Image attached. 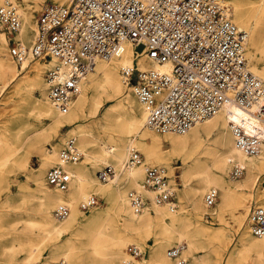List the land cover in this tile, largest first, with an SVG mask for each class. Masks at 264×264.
<instances>
[{
	"label": "built area",
	"instance_id": "1",
	"mask_svg": "<svg viewBox=\"0 0 264 264\" xmlns=\"http://www.w3.org/2000/svg\"><path fill=\"white\" fill-rule=\"evenodd\" d=\"M229 8L225 0L51 1L37 17L33 43L25 46L10 39L9 53L19 65L30 57L55 59L45 73L44 99L61 113H68L96 60L121 56L130 42L136 55L145 53L159 63L171 64L169 71L141 69L137 64L121 69L124 82L133 87L146 111L145 123L149 128L159 133H183L221 108L238 105L262 126L250 119L231 120L236 147L255 155L264 143V80L249 68L248 32L233 22ZM21 24V12L14 1L0 5V31L13 34ZM138 45L143 48L138 50ZM81 156L75 138H70L60 150V162L47 170L49 184L66 189L70 173L65 165L78 162ZM142 159L140 150L132 146L126 166L133 167ZM244 172V166L234 163L233 176ZM116 174L112 165L97 171L104 182ZM257 182L264 192V175ZM143 187L156 192L157 203H169L171 209H176L174 190L163 167L148 166ZM142 189L132 188L128 192L136 212L147 207L148 198ZM218 195L216 188H210L204 195L206 205H214ZM97 202L93 195L83 207ZM69 211L66 204H59L54 214L63 219ZM247 223L253 234L264 236V205L250 206ZM127 248L135 256L143 252L134 244ZM179 252L176 246L168 249L170 256H178Z\"/></svg>",
	"mask_w": 264,
	"mask_h": 264
},
{
	"label": "bare ground",
	"instance_id": "2",
	"mask_svg": "<svg viewBox=\"0 0 264 264\" xmlns=\"http://www.w3.org/2000/svg\"><path fill=\"white\" fill-rule=\"evenodd\" d=\"M6 1L7 0H0V4H3ZM12 1L17 4L16 0ZM22 1L23 2L21 5L17 4L21 12L22 24L20 29L14 33L15 35H13V37H11L12 35L10 36V39H16L18 37L16 40H18L20 44L30 46L37 31L36 18L33 14V8L38 5V0H34L33 5L29 0ZM56 1L60 3L67 2V0ZM225 3H227L230 7V18L232 20H237L242 25H249V20L251 19L249 12H257L261 18H264V0H225ZM231 7H233V15L231 13ZM234 20L233 22L236 23ZM256 32V28L251 29V31L248 32V45L246 46L247 59L248 55L250 58L257 59L255 52L261 50V44L258 43V39L255 36ZM249 35L251 36L249 37ZM8 44L9 36L6 32L0 31V78H5L7 74L13 69V66L7 58ZM8 54L10 56V53ZM38 58L46 61L43 63L35 62L32 65L31 69L34 73L30 77L32 79V81L30 80V85L35 87L37 86V88L43 85V95L47 87V82L42 76L41 71L44 67L49 68L53 66L55 64V59L42 57ZM28 62V59L25 60L20 65V70L26 69L28 65H30V62ZM136 64L141 69L154 68L162 71H169L171 68V64L169 62L159 63L156 60L148 57L145 53L136 55L134 53L133 44L129 42L126 43L125 50L121 56L113 57L111 59L98 58L96 60L93 68L83 79L81 91L73 102L68 113H61L58 109L52 106L47 99L39 98L34 101L33 109H31L29 115L34 116L36 119L47 120L49 122V128L51 132H55L58 127L68 122H73L86 117L85 108L89 101H93V109L91 114L92 116H95L97 112L99 113L98 110L101 106L102 96L107 93H119L120 91V82L116 77L118 67H120L121 70L125 66L132 67ZM249 68L252 72L254 70L253 73L264 80V68L261 69L256 64H252L251 67L249 66ZM14 79L15 76L8 77V79L4 81V84L0 86V89L3 86L10 84ZM122 81L124 83L123 75ZM124 85L126 86V84ZM129 87L132 88L133 91V87L131 85H129ZM90 90L93 92V97L87 95L88 91ZM134 102L135 99L130 94L126 95L122 100L119 101V105L122 107V113L120 114L125 116V120L123 121L121 127L122 134L120 144L117 145L109 141H104L101 143V150L98 153H93L88 150L89 135L87 131L81 128L79 132L77 131L78 133L75 132V134L77 133V137L80 138L82 150L88 163L97 165L99 162H103L107 163L106 165H112L109 164V162L110 160H113L118 164L116 166L119 168H116L114 165H112L116 169V176L107 182L105 181L104 184H100L98 182L100 179L98 178L97 173L96 178H87L83 175V173H81V170H88L90 166L88 167L85 165L82 168L81 165L74 163H68L65 165V168L70 173V181L66 189H59L49 184L47 180V173L45 179V166L51 165L55 161L57 162V160L58 163L60 162L59 153L61 149L58 152V158L53 146L52 148L45 150L43 153V163L39 167L35 168L34 171L28 176L36 183V190L39 192L37 210L40 218V225L37 227L42 233H44V237L42 240H40V242H38L39 245L32 249H30V247L28 248L26 254V259L28 260L26 263H41L43 261L54 262L43 259L36 260L37 255L40 254L38 250L46 240L49 242L52 258H56L58 255H63V257H65L58 260H64L63 264H66V260H69V264H105V262H114L117 264L119 257L122 254L123 256L126 254L123 251V248L128 241H126L123 235L118 234L110 236L107 234V232H104L103 228L106 226L105 216L108 210L102 211L100 208H95L89 215L83 212V210L80 208V203L82 202L83 206L84 203L89 202L91 198V192L102 195L105 200L110 203L109 207L114 206L115 203L120 205V211L118 215L119 222L126 234H140L144 230L151 229L154 224L158 225L157 233L159 234L158 237H160L159 239L161 241L152 251L151 262L154 264H182L183 259H180V254L188 255L196 248L199 230L197 223L199 218L202 216L201 213L203 210L201 197L202 195L204 196L210 188H216L218 190L219 197L217 198V201L214 205H206L207 208H209L208 210H211L213 214L221 215L227 208L234 206L235 209H243V212H240L239 214L235 213V219H239L241 215L245 216L246 207L248 206L246 201H249L248 196L252 195L253 191L256 189L258 175L264 173V143L262 144V149L258 154L248 155L243 153L236 147L231 120L243 122L250 119L260 126V123L256 121L254 116L238 105H234L231 108L223 107L211 117L196 123L189 130L183 133H163L168 134L171 140V156L174 155L185 162L192 163L191 167L186 169L184 172L189 173L192 171L196 173L197 171L198 174L200 172L202 189L191 187L188 192L192 205L190 216L188 217L186 215H181L180 213H171V210L174 211L171 209V204L157 203L154 200L156 192L150 188L143 187L146 167L141 165L142 161L139 164H135L133 167L126 166V162L130 156L131 147H136V145L141 142L142 137L144 136L143 129H151L145 123L146 111L142 103L140 101L138 102L143 111V120H141V112L137 111L135 108L136 106L134 107ZM111 106L112 105H110V107ZM203 123H205L207 126L204 128L206 133L215 134L214 143L216 144V147L220 146L222 148L223 153L220 154L214 151L212 148L213 146H210V142L203 139V136L198 128V125ZM26 127L28 128L27 133L24 131ZM228 128L230 129L231 134L228 132ZM38 130L39 129H36V127L31 124L28 119H23L21 126H19L14 132L0 130V154L2 150H8L6 154L4 153V157L7 155V157L4 158V162H7L11 153H17V149L22 148L23 144L25 145L26 143L30 142L25 153L20 156L22 162L21 166L26 167L28 165V157L26 154H28L30 150L36 149L41 142L47 140V134L49 135V132L46 130ZM110 134L111 132L108 133V135ZM190 135L192 136L190 137ZM69 137L75 138L76 145L79 148L80 144L79 141L77 142V138L75 136ZM69 137L66 138L64 144H66L70 139ZM146 152L148 158L147 163H163L168 169H174L171 160H168L166 157L162 156L161 153H159V150L155 149V145H147ZM225 153L231 154V156ZM201 154L204 155L203 160ZM209 157L211 163L208 162ZM228 162H231L232 167L234 163L244 166L245 173L241 179L233 181V178H238L241 175L235 177L232 174L227 178V170L229 167ZM160 167L167 169L164 166ZM122 174L126 175V180L129 178L134 179L136 189L143 188V193L145 197L148 198L147 206L150 205L151 207L152 205L151 208L153 210L150 211L149 208L146 207L143 211L136 212L133 209L128 198L129 191L127 192L126 197L122 191L123 183L121 184L118 181ZM168 181L170 183L169 178ZM237 186L241 187L239 189H245L249 192V195L245 198L244 202L242 200L239 201L235 196ZM259 198L261 201L259 204L262 203V205H264L263 191H261V194H259ZM59 204H66L70 209L69 215L63 219H57L55 214H53L54 207L56 205L58 206ZM165 204H167L169 207ZM189 226L192 227V230H190ZM249 228H241V240L239 247L235 250H237L239 253L243 252L246 254V257L243 259V264H264V236H256L255 234H253V236L251 234L252 231H250ZM79 233L85 234L88 237V243L85 247L88 249V252L86 253L88 254V258L85 257V259L73 254L75 248L72 246V244L74 243V240H76L73 235ZM175 240L178 243L176 248H179L180 252L178 256H171V258L174 257L176 260L174 263V261L165 254V243H171ZM184 240H187L188 245H183ZM185 247L186 249H184ZM128 251L129 250H127V254L130 257H137ZM15 254L10 253L9 255L10 260L15 261L11 264H18L19 260H17ZM93 254L107 255V258L105 260H101L93 257ZM125 257L122 258V260L130 263L131 261L125 259ZM144 262L145 260L142 261V263Z\"/></svg>",
	"mask_w": 264,
	"mask_h": 264
},
{
	"label": "rangeland",
	"instance_id": "3",
	"mask_svg": "<svg viewBox=\"0 0 264 264\" xmlns=\"http://www.w3.org/2000/svg\"><path fill=\"white\" fill-rule=\"evenodd\" d=\"M29 1L32 5L34 4V0ZM51 1L57 2L56 0H38V5L33 8V14L36 18V21L39 13ZM16 2L18 5H21L23 1L16 0ZM231 13L232 15L234 13L233 7H231ZM249 16L251 17V19L249 20V25H242L237 20H233L240 27L245 28L248 32H250L251 29L256 28V31L258 33L256 32L255 36L258 39V43L261 44V50L255 52L257 59L250 58L248 55V61L250 67L252 64H256L259 68L262 69L264 68V18H261L257 12H249ZM7 35L9 36L10 40V36L12 35L11 37H13V35L15 34L13 33ZM250 36L251 35H249V37ZM16 39L12 38L13 41H18ZM142 48L143 45L137 46L138 50H141ZM8 53L9 44L7 47V58L13 66V69L7 74L5 78H0V86L4 84V81L7 80L8 77L15 76V79L10 84L3 86L0 89V130L14 132L18 129L19 126H21L23 119H28V121L33 124L36 129L42 131L46 130L49 132V135L47 134V140L41 142L36 149L30 150L28 154H26L28 157V165L26 167L21 166L22 162L20 156L25 153L26 148L30 142L26 143L25 145L23 144L22 148L17 149V153H11L7 162H4V158L7 157V155L6 157H4V155L8 150H2L0 154V264H11L15 262L14 260H10V253H16L15 256L17 257V260H19L18 264H26V261L28 260L26 259L28 248L30 247V249H32L35 246L39 245L38 242H40V240H42L44 237V233H42L41 230L37 227L40 225V218L37 210V203L39 202V192L36 190V183L28 176L34 171L35 168L39 167L43 163V153L45 152V150H48L53 146L58 158V152L65 145L64 141L66 140V138H68L69 136H75L77 138V142L79 141V148L82 152V156L81 159L74 164L81 165L82 168L85 165L88 167L90 166L88 170H81V173H83V175L87 178H96V172L102 169L107 163L99 162L97 165L88 163L82 150L80 138L77 137V133L81 130V128L87 131L89 135L88 150L93 153H98L101 150V143L104 141H109L117 145L121 143V127L123 121L125 120V116L120 114L122 113V107L119 105L120 100H122L126 95L130 94L135 99L134 107L136 106L135 108L137 109V111L141 112V120H143V111L138 103L139 101L132 91V88H130L129 84H127L126 82L123 83L121 75L122 73L120 67H118L116 77L120 82V91L119 93H107L102 96L101 106L98 110L99 113L97 112L95 116H92L91 112L93 109V101H89L85 108L86 117L73 122H68L58 127L55 132H51L49 128L50 125L47 120L36 119L34 116L29 115L31 109H33L34 101L39 98L44 99L46 95V90L42 95V92L44 90L43 85L41 87L39 86L38 88L37 86L35 87L30 85V80L32 81L30 77L34 73L31 67L35 62L43 63L46 60L38 57H30L28 58L30 62L28 63L30 65H28L26 69L20 70V65L17 64V62L13 58H11ZM47 69L48 67H44L41 71V74L44 78ZM124 84H126V86ZM87 95L91 97L94 96L92 90L88 91ZM110 105L112 106L110 107ZM206 127L207 126L205 123L198 125L203 139L210 142V146H213L212 148L214 151L220 154L223 153L222 148L220 146L216 147V144L214 143L215 134L206 133L204 129ZM24 131L25 133H27L28 128L26 127ZM75 132L77 133L75 134ZM109 132H111L110 135H108ZM228 132L230 133L229 128ZM143 133L144 136L142 137L141 142L136 145L143 156L141 165L146 168L152 165L164 166L167 168V166H165L163 163H147V145H155V149L159 150V153H161L162 156L166 157L168 160H171L174 169H165L166 174L168 173L170 184L174 189L173 197L174 202L176 203V209L174 211L171 210V213H180L181 215H186L189 217L192 205L188 192L191 187L202 189L200 172L199 174L197 171L196 173L192 171H190L189 173L184 172L186 169H189L191 167L192 163L185 162L178 157H175L174 155L171 156L172 144L168 134L158 133L148 128H144ZM191 136L192 135H190V137ZM228 155L231 156V154ZM201 157L203 160L204 155L201 154ZM208 162L211 163L210 157L208 158ZM57 163L58 160L51 165L45 166V179L48 168ZM109 164H112L116 168H119L118 166H116L118 164L113 160H110ZM228 166L227 178L231 176V162H228ZM244 173L238 178L232 177L233 181L241 179V177L244 176ZM123 174L120 176L118 181L121 184L123 183L122 191L127 197V192L132 188H136V185L133 178H129L128 180H126V175ZM263 175L264 173L259 174L258 177H261ZM98 182L100 184L105 183L104 181L100 180H98ZM239 188L241 187H236L235 196L239 201L242 200L244 202L245 198L249 195V192L245 189ZM258 193L261 194V191L260 186H258L257 182L256 189L253 191V194L251 193L252 195L248 196L249 201H246L248 206L246 207L245 216L241 215L239 219H235V213L239 214L240 212H243V209H235L234 206H231L227 208L221 215L213 214L211 210H208L209 208H207L204 201V196L202 195L201 198L203 210L201 213L202 216L199 218V221L197 223L199 227L197 235V246L192 251V253L188 255L182 254V256L180 254V259H183L182 264H243V259L246 257V254L243 252L239 253L235 249L239 247V243L241 240L240 238L242 235L241 228H249V225L247 223V216L250 210V206L252 204H259V202H261ZM90 194L91 196L95 195L98 199V202L96 204L88 206L87 208H84L81 202L80 208L83 210V212L89 215L95 208H100V210L102 211L108 210L105 216L106 226L103 228L104 232H107V234L110 236L118 234L123 235L126 241H128L123 248V251L126 254L124 256L122 254L119 257V259L117 260V264H154L151 262L152 251L161 241L159 239L160 237H158L159 234L157 233L158 225L154 224L151 229L144 230L140 234H126L119 222L118 215L120 211V205H118V203H115L114 206L109 207L110 203L106 201L102 195L93 192H91ZM56 207L57 205L53 209V214ZM147 207L150 211L153 210L151 208L152 205L151 207L150 205H148ZM189 227L190 230H192V227ZM249 230L251 231L250 228ZM80 233L73 235V237H75L76 239L72 244V246L75 248L73 254L85 259V257L88 258V254H86L88 252V249L85 248L88 243V237L85 234ZM251 234L253 235L252 232ZM131 244H134L142 249L143 252L140 256L130 257L127 254V247ZM177 244L178 243L176 242V240L171 243H165V254L167 257L172 259L174 263L176 260L174 257L171 258V256L168 255V249L177 246ZM183 245H188L187 240L183 241ZM184 249H186V247ZM38 252H40V254L37 255L36 260L43 259L56 262L60 258H65L63 257V255H58V257L56 258H52L49 248V242L46 240L40 246ZM93 257L105 260L107 258V255L93 254ZM124 257L131 262L127 263L125 262V260H122V258ZM143 260H145L144 263H142ZM66 264H69V260H66ZM105 264L115 263L105 262Z\"/></svg>",
	"mask_w": 264,
	"mask_h": 264
},
{
	"label": "crops",
	"instance_id": "4",
	"mask_svg": "<svg viewBox=\"0 0 264 264\" xmlns=\"http://www.w3.org/2000/svg\"><path fill=\"white\" fill-rule=\"evenodd\" d=\"M97 173V172H96Z\"/></svg>",
	"mask_w": 264,
	"mask_h": 264
}]
</instances>
